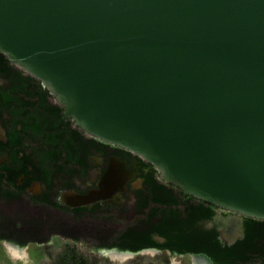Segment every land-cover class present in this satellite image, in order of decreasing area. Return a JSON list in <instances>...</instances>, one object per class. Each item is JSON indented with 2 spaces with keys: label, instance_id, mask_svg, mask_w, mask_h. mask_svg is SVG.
I'll use <instances>...</instances> for the list:
<instances>
[{
  "label": "water",
  "instance_id": "95a60500",
  "mask_svg": "<svg viewBox=\"0 0 264 264\" xmlns=\"http://www.w3.org/2000/svg\"><path fill=\"white\" fill-rule=\"evenodd\" d=\"M0 50L87 132L264 218V0H0Z\"/></svg>",
  "mask_w": 264,
  "mask_h": 264
},
{
  "label": "flooded vegetation",
  "instance_id": "af4514ba",
  "mask_svg": "<svg viewBox=\"0 0 264 264\" xmlns=\"http://www.w3.org/2000/svg\"><path fill=\"white\" fill-rule=\"evenodd\" d=\"M61 228L94 231L109 254L264 264V218L187 193L139 153L87 132L0 50V249L45 245Z\"/></svg>",
  "mask_w": 264,
  "mask_h": 264
},
{
  "label": "rangeland",
  "instance_id": "374dc122",
  "mask_svg": "<svg viewBox=\"0 0 264 264\" xmlns=\"http://www.w3.org/2000/svg\"><path fill=\"white\" fill-rule=\"evenodd\" d=\"M98 234L89 231L73 232L68 229L60 230L57 236L50 239L45 245L29 243L25 247L11 244L12 250L0 249V264H55V260L67 246L71 245L83 253L87 264H193L192 257L188 254H170L153 250L141 253L125 252L127 255H114L97 249L100 240ZM14 250H18L15 252ZM114 253V254H113Z\"/></svg>",
  "mask_w": 264,
  "mask_h": 264
},
{
  "label": "trees",
  "instance_id": "16d2710c",
  "mask_svg": "<svg viewBox=\"0 0 264 264\" xmlns=\"http://www.w3.org/2000/svg\"><path fill=\"white\" fill-rule=\"evenodd\" d=\"M216 258L220 259L223 257L217 254ZM87 262L88 260L83 253L77 250L76 247L69 245L61 254L58 255L54 263L55 264H87Z\"/></svg>",
  "mask_w": 264,
  "mask_h": 264
},
{
  "label": "bare ground",
  "instance_id": "6f19581e",
  "mask_svg": "<svg viewBox=\"0 0 264 264\" xmlns=\"http://www.w3.org/2000/svg\"><path fill=\"white\" fill-rule=\"evenodd\" d=\"M19 248V247H18ZM12 251V250H11ZM15 252H18V250H14ZM114 252V251H113ZM115 253V254H114ZM113 254L117 256H124L127 255L125 252H117L115 251ZM194 263L195 264H209L208 260L204 257L200 256H194Z\"/></svg>",
  "mask_w": 264,
  "mask_h": 264
}]
</instances>
